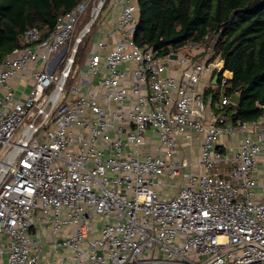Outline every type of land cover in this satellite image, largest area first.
Segmentation results:
<instances>
[{
	"label": "built area",
	"instance_id": "built-area-1",
	"mask_svg": "<svg viewBox=\"0 0 264 264\" xmlns=\"http://www.w3.org/2000/svg\"><path fill=\"white\" fill-rule=\"evenodd\" d=\"M106 2L27 29L0 61V264H264V112L229 110L218 34L160 54L118 0L114 29L57 71Z\"/></svg>",
	"mask_w": 264,
	"mask_h": 264
},
{
	"label": "trees",
	"instance_id": "trees-1",
	"mask_svg": "<svg viewBox=\"0 0 264 264\" xmlns=\"http://www.w3.org/2000/svg\"><path fill=\"white\" fill-rule=\"evenodd\" d=\"M80 1L0 0V61L20 47L27 29L36 27L43 37L48 35L56 18ZM135 1L139 11L135 43L167 54L218 34L216 53L232 73L225 94L241 92L240 104L229 110L242 120L264 112L258 106L264 99V0ZM230 72L226 76L231 77Z\"/></svg>",
	"mask_w": 264,
	"mask_h": 264
},
{
	"label": "rangeland",
	"instance_id": "rangeland-1",
	"mask_svg": "<svg viewBox=\"0 0 264 264\" xmlns=\"http://www.w3.org/2000/svg\"><path fill=\"white\" fill-rule=\"evenodd\" d=\"M88 10L89 8L86 10V13L84 16L81 17L80 22L77 24L76 26V30L74 31V35L72 40L65 46L63 53L61 52L60 54H62L61 59V63L59 68H57V71L62 70L67 62V60L69 59V57L71 56L72 52H73V46L75 44V41L77 39V37L79 36L80 32L83 30V28L85 27V25L88 23ZM84 22V23H83ZM92 27L86 32V34L82 37L80 43L78 44L77 47L78 48V53H76L75 57H74V64H72V70H76V68H79L83 62V59L86 55V52H88V50L90 49V45L92 43L93 40H91V32ZM59 54V55H60ZM196 153V151L194 152ZM192 154L190 157H188L189 159L193 158L195 154Z\"/></svg>",
	"mask_w": 264,
	"mask_h": 264
},
{
	"label": "crops",
	"instance_id": "crops-1",
	"mask_svg": "<svg viewBox=\"0 0 264 264\" xmlns=\"http://www.w3.org/2000/svg\"><path fill=\"white\" fill-rule=\"evenodd\" d=\"M119 12H120V4H119L118 0H107V2L104 5L102 12L99 15V19L97 20L95 26L92 28L93 31L91 32L92 33L91 34V40H94L95 34L97 32V27L100 23L105 25L106 30L114 29V27L116 26V21H117ZM101 38L106 39L107 38L106 33H102ZM107 40H108L109 44L112 43L111 38H109ZM87 53L88 52H86V54ZM43 66L44 65H39L38 69H42ZM231 77H232V73H231ZM10 84L14 87H17L18 91H24L25 92L26 90H28V87L21 86L22 82L18 83L17 78L10 80ZM260 160H261V162L262 161L264 162V148H263Z\"/></svg>",
	"mask_w": 264,
	"mask_h": 264
},
{
	"label": "water",
	"instance_id": "water-1",
	"mask_svg": "<svg viewBox=\"0 0 264 264\" xmlns=\"http://www.w3.org/2000/svg\"><path fill=\"white\" fill-rule=\"evenodd\" d=\"M94 20H95V14L92 15L91 20L85 25V27L83 28V30L80 32L79 36L77 37V39L75 41V44L73 46V52L71 54V58H70L69 62L72 61L73 55H74V53H75V51L77 49V46H78L79 42L81 41L82 37L86 34V32L91 28V26L94 23ZM66 69H67V66H66ZM217 78H218V74H215L213 76L212 83H215ZM229 98H230L231 102H233L236 105H239L240 102H241V92L240 91L235 92L232 95H230ZM258 106H264V99L263 98H261V100L258 102Z\"/></svg>",
	"mask_w": 264,
	"mask_h": 264
}]
</instances>
